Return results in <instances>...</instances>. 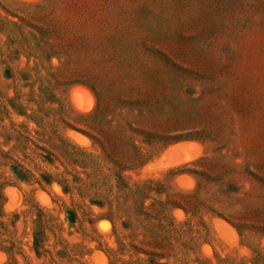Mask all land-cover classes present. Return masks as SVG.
<instances>
[{"label":"rangeland","instance_id":"1","mask_svg":"<svg viewBox=\"0 0 264 264\" xmlns=\"http://www.w3.org/2000/svg\"><path fill=\"white\" fill-rule=\"evenodd\" d=\"M0 264H264V0H0Z\"/></svg>","mask_w":264,"mask_h":264},{"label":"trees","instance_id":"2","mask_svg":"<svg viewBox=\"0 0 264 264\" xmlns=\"http://www.w3.org/2000/svg\"><path fill=\"white\" fill-rule=\"evenodd\" d=\"M91 90H92V89H91ZM92 91H93V93L95 94L94 90H92ZM93 113H95V111L92 112L91 114H88V115H83V114H80V113H79L78 115H80L81 117H86V116H90V115H92ZM71 129L74 130V131H76V132H79V133L83 134V135L86 136L88 139H90L92 142H94L93 138H92L90 135L86 134L85 132H83V131H81V130H78V129H76V128H71ZM69 141H70V140H69ZM69 141L67 140V142H68L71 146H73L74 148H76V149H79V148H80V147H79L78 145H76V143H74L73 141H70V142H69ZM191 141H196V140H194V139H190V138H183V139L174 140V141L168 143V144L166 145L165 148L167 149V148H169V147H171V146H174V145H176V144H178V143H182V142H191ZM45 159L47 160L48 163H51L50 156H45ZM12 171H13V174H14L16 180H18L19 182L27 183V182L29 181V178H30V175H31V174H30L25 168H23L22 166H19V165H13V166H12ZM41 179H42V181H44V182H45L47 185H49V186L56 182V183H57V184L63 189V191H64L65 194H70V193H71V187L65 185V184H64L63 182H61L60 180H56V179L52 178L51 176H49V175H47V174H43V175L41 176ZM67 217H68L67 219H68L69 224H70L71 226H74V225L76 224V221H77V215H76V213L73 212V211H69V212L67 213ZM40 245H41V243H40V241H39V239H38V236H36V237H35V246H36V248H37V251H38ZM152 257H153V256H152Z\"/></svg>","mask_w":264,"mask_h":264},{"label":"water","instance_id":"3","mask_svg":"<svg viewBox=\"0 0 264 264\" xmlns=\"http://www.w3.org/2000/svg\"><path fill=\"white\" fill-rule=\"evenodd\" d=\"M172 147H173V146H172ZM172 147H171V148H172ZM168 150H169V149H168Z\"/></svg>","mask_w":264,"mask_h":264}]
</instances>
